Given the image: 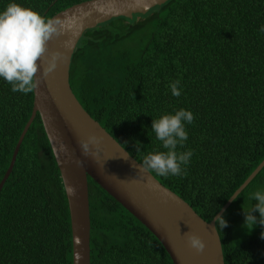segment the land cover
Listing matches in <instances>:
<instances>
[{
	"label": "trees",
	"instance_id": "16d2710c",
	"mask_svg": "<svg viewBox=\"0 0 264 264\" xmlns=\"http://www.w3.org/2000/svg\"><path fill=\"white\" fill-rule=\"evenodd\" d=\"M83 0H0L50 18ZM264 0H166L131 19L86 29L68 65L82 109L134 160L166 151L152 120L184 108L191 150L186 176L148 171L209 221L264 158ZM176 80L181 95H172ZM32 93L0 78V178L29 117ZM137 148L139 150H137ZM89 264H172L159 241L87 176ZM264 191V165L214 227L223 264H264V225L244 226ZM239 212V213H237ZM259 218V212L253 213ZM0 264H71L67 203L40 118L35 113L0 187Z\"/></svg>",
	"mask_w": 264,
	"mask_h": 264
},
{
	"label": "water",
	"instance_id": "95a60500",
	"mask_svg": "<svg viewBox=\"0 0 264 264\" xmlns=\"http://www.w3.org/2000/svg\"><path fill=\"white\" fill-rule=\"evenodd\" d=\"M166 0H83L50 18L61 21L60 35L48 43L47 60L41 66L38 87L32 92L29 117L12 149L0 187L11 171L20 142L35 113L38 114L62 183L71 234V264H89V212L87 176L137 219L159 241L172 264H223L220 242L214 227L219 216L264 165V158L233 191L209 220L204 221L180 197L160 184L134 160L80 106L68 84L71 53L82 32L110 18L131 19ZM55 53L56 67L46 71ZM95 136L83 154L81 141ZM83 163L77 165L76 161ZM136 167L132 168L131 165ZM72 189V191H69ZM188 233L200 236L202 252L189 246Z\"/></svg>",
	"mask_w": 264,
	"mask_h": 264
},
{
	"label": "clouds",
	"instance_id": "9594fccd",
	"mask_svg": "<svg viewBox=\"0 0 264 264\" xmlns=\"http://www.w3.org/2000/svg\"><path fill=\"white\" fill-rule=\"evenodd\" d=\"M60 25V20L46 18L37 11L16 2L9 3L0 11V78L12 85L13 92L29 94L38 87L37 73L47 60L49 41L60 35ZM260 30L264 32V26ZM60 55V53L53 54L46 71L56 67L55 61ZM179 84V80L170 84L172 95L175 97L181 95ZM194 118L191 111L180 108L174 114L165 113L158 119H153L151 129L166 151L148 153L141 167L163 177L186 176L184 166L189 163L193 152L191 150L178 152L177 147H182L188 139L185 122L191 124ZM80 143L83 154L87 156L89 143H98V140L95 136H90L87 142ZM76 163L81 165L83 162L77 160ZM131 167L135 168L136 165L132 164ZM232 198L238 197L234 195ZM252 199L257 203L251 211L245 212L244 226L254 228L257 224L264 225V191L252 193ZM256 211L259 212V218L253 215ZM215 219L221 229L228 226L222 215L216 216ZM261 236L264 238V233ZM187 240L189 246L197 252L204 250L203 240L195 233H188Z\"/></svg>",
	"mask_w": 264,
	"mask_h": 264
},
{
	"label": "rangeland",
	"instance_id": "374dc122",
	"mask_svg": "<svg viewBox=\"0 0 264 264\" xmlns=\"http://www.w3.org/2000/svg\"><path fill=\"white\" fill-rule=\"evenodd\" d=\"M237 213H239V212H237Z\"/></svg>",
	"mask_w": 264,
	"mask_h": 264
}]
</instances>
